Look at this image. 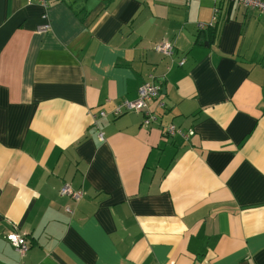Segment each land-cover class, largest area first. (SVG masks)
<instances>
[{"label":"crops","instance_id":"obj_1","mask_svg":"<svg viewBox=\"0 0 264 264\" xmlns=\"http://www.w3.org/2000/svg\"><path fill=\"white\" fill-rule=\"evenodd\" d=\"M214 5L0 0V264H264V11Z\"/></svg>","mask_w":264,"mask_h":264},{"label":"built area","instance_id":"obj_2","mask_svg":"<svg viewBox=\"0 0 264 264\" xmlns=\"http://www.w3.org/2000/svg\"><path fill=\"white\" fill-rule=\"evenodd\" d=\"M38 2L43 6V13L42 16L44 17V21L37 27V30L44 31L51 27V22L48 15V0H29ZM215 5L213 6V15L208 24H211L215 21L217 16V2L219 0H214ZM239 3L247 6V7H256L260 9L261 11H264V0H236ZM197 26L199 28H204L207 23L198 21ZM153 48L165 55H172L174 52V44L171 40L168 39H161L153 44ZM185 57H181L179 59V64L184 63ZM161 86L159 83L155 82L152 79L144 80L137 90V96L132 99H122L121 101L117 102L113 108L110 110V114L112 116H117L123 112L130 111V110H142L143 111V117L141 124L148 126L153 120L157 118V114L153 112V110H150L148 108V103L151 99L155 98L159 92H160ZM163 104V103H161ZM97 114L104 116L107 114L105 110H99L98 113H93V121L97 125ZM98 127V137L103 140L104 132ZM164 133L166 134H173L174 132H179L181 134L185 133L182 131L181 128L176 126L174 123L170 122L165 127ZM60 194L63 195H69L73 199H78L83 195L82 188H74L69 182L64 181L59 189ZM67 210H71L70 207L66 206ZM5 238L14 246V248L20 253L23 254L29 247V243L27 241V238L24 234L18 232L14 228L8 229L5 234Z\"/></svg>","mask_w":264,"mask_h":264},{"label":"trees","instance_id":"obj_3","mask_svg":"<svg viewBox=\"0 0 264 264\" xmlns=\"http://www.w3.org/2000/svg\"><path fill=\"white\" fill-rule=\"evenodd\" d=\"M225 1H227V2H231V1H233V0H219L218 2H217V16H216V19H215V21L213 22V23H211V24H208L207 23V25L205 26V27H215L216 25H217V23L219 22V20L221 19H224V14L222 15V14H219V11H220V9H221V7H222V4H223V2H225ZM219 16V17H218Z\"/></svg>","mask_w":264,"mask_h":264}]
</instances>
